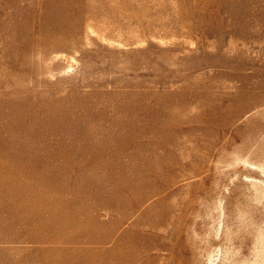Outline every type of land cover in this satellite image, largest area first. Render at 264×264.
<instances>
[{
	"label": "rangeland",
	"instance_id": "obj_1",
	"mask_svg": "<svg viewBox=\"0 0 264 264\" xmlns=\"http://www.w3.org/2000/svg\"><path fill=\"white\" fill-rule=\"evenodd\" d=\"M0 264H264V0H0Z\"/></svg>",
	"mask_w": 264,
	"mask_h": 264
}]
</instances>
